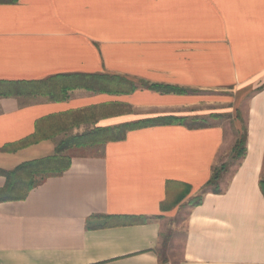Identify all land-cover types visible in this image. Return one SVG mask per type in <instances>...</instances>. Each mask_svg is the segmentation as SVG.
Here are the masks:
<instances>
[{"label": "crops", "instance_id": "0c3cea01", "mask_svg": "<svg viewBox=\"0 0 264 264\" xmlns=\"http://www.w3.org/2000/svg\"><path fill=\"white\" fill-rule=\"evenodd\" d=\"M0 82H47L67 97L0 96L4 171L54 156L72 136L199 117L206 92L232 91L235 108H246V156L221 194L189 210L181 258L168 248L165 264H264V0L0 5ZM34 134L36 144L1 151ZM236 140L221 125L186 123L70 150L63 175L23 201H0V264H163V221L176 207L162 204L172 205L180 185L197 194ZM6 183L0 175V191Z\"/></svg>", "mask_w": 264, "mask_h": 264}, {"label": "trees", "instance_id": "16d2710c", "mask_svg": "<svg viewBox=\"0 0 264 264\" xmlns=\"http://www.w3.org/2000/svg\"><path fill=\"white\" fill-rule=\"evenodd\" d=\"M19 0H0V5L4 4H16ZM47 82H27V83H4L0 82V96L2 97H38V96H48L53 100H65V92L54 90L53 88L47 89ZM150 90H155L160 93L171 94H185L190 91L174 88L171 86H161V85H146ZM216 117V116H213ZM187 118L178 117H162L157 119L141 120L138 122L125 124L113 129H100L94 130L92 132H87L82 135L72 136L69 139H65L57 144L55 149V154L52 157L45 159L34 160L30 162H25L15 168L13 171L0 170V175L6 178V186L0 191V201H23L25 200L29 193L41 184L45 179L53 176H61L67 172L71 167V159L67 155V152L76 149L84 148L88 146H96L104 144L106 141H122L125 139L128 132L143 128H149L154 126H164L171 124H186ZM200 125H191L192 128H202L206 127L203 122ZM198 124V123H195ZM37 134V133H36ZM26 138L25 140L19 142L18 144L7 146L1 151L7 152L13 149H22L39 142L37 135ZM247 134L246 128H243V133L240 136L238 131V138L232 148V160L237 162L239 166L240 162L245 158L247 148ZM227 163H221L216 165L213 169L212 176L210 180L200 189V191L190 196L191 187L188 185H180L181 192L174 202H172V207L168 202L162 204V211H170L174 207L179 206V209L188 208L192 210L204 202V198L207 194H221L223 192L221 188V183L224 174L227 172ZM174 183H168V189H170ZM261 189L264 194V181L261 182ZM173 237L169 234L165 238V252L166 255L160 257V262L165 264L170 259L167 256V251L169 248V241Z\"/></svg>", "mask_w": 264, "mask_h": 264}, {"label": "rangeland", "instance_id": "374dc122", "mask_svg": "<svg viewBox=\"0 0 264 264\" xmlns=\"http://www.w3.org/2000/svg\"><path fill=\"white\" fill-rule=\"evenodd\" d=\"M206 99L211 100L210 104L205 105V108H196V114L201 115L196 118H187L186 123L189 125H200L203 122L206 125H221L224 127L227 137L236 140L238 138V131L240 136L243 133V128L246 124V108H235V97L232 91H218V92H206ZM216 116V117H213ZM185 118V117H184ZM141 121V120H140ZM198 123V124H195ZM59 140V139H58ZM232 150L223 152L221 156V163H227V172L223 176L221 188H226L228 182L232 178L235 170L237 169V162L232 160ZM69 152V151H68ZM68 154V153H67ZM189 209L179 206L165 217L163 221L162 231L163 234H172L173 241L169 242V249L171 248V254L173 259L180 260L183 246V232L186 230V218ZM164 246L160 245V251L164 249ZM166 250V249H165ZM167 253L170 255L169 250Z\"/></svg>", "mask_w": 264, "mask_h": 264}]
</instances>
